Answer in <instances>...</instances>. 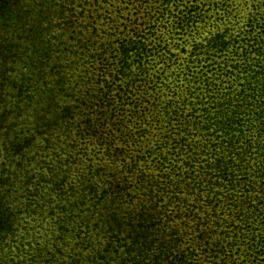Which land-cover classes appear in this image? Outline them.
<instances>
[{"label":"trees","instance_id":"1","mask_svg":"<svg viewBox=\"0 0 264 264\" xmlns=\"http://www.w3.org/2000/svg\"><path fill=\"white\" fill-rule=\"evenodd\" d=\"M0 264H264V0H0Z\"/></svg>","mask_w":264,"mask_h":264},{"label":"rangeland","instance_id":"2","mask_svg":"<svg viewBox=\"0 0 264 264\" xmlns=\"http://www.w3.org/2000/svg\"><path fill=\"white\" fill-rule=\"evenodd\" d=\"M143 12H144V8L142 7V8H141V14H142Z\"/></svg>","mask_w":264,"mask_h":264}]
</instances>
